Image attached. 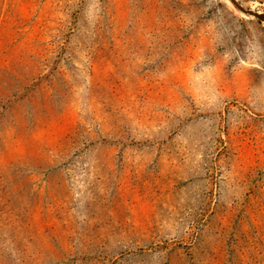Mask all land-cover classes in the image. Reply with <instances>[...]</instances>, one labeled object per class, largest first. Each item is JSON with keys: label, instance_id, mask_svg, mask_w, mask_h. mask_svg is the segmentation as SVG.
<instances>
[{"label": "rangeland", "instance_id": "1", "mask_svg": "<svg viewBox=\"0 0 264 264\" xmlns=\"http://www.w3.org/2000/svg\"><path fill=\"white\" fill-rule=\"evenodd\" d=\"M0 264H264V22L0 0Z\"/></svg>", "mask_w": 264, "mask_h": 264}, {"label": "water", "instance_id": "2", "mask_svg": "<svg viewBox=\"0 0 264 264\" xmlns=\"http://www.w3.org/2000/svg\"><path fill=\"white\" fill-rule=\"evenodd\" d=\"M230 2L235 6V8L242 14L247 15V16H253L256 19L263 21L264 22V14H256L255 12L245 9L241 6H239L235 0H230Z\"/></svg>", "mask_w": 264, "mask_h": 264}, {"label": "bare ground", "instance_id": "3", "mask_svg": "<svg viewBox=\"0 0 264 264\" xmlns=\"http://www.w3.org/2000/svg\"><path fill=\"white\" fill-rule=\"evenodd\" d=\"M236 1V0H235ZM236 3L239 5V6H241V7H243L240 3H238L237 1H236ZM251 10V9H250ZM251 11H253V12H255L256 14H262V12H258V11H255V10H251ZM253 17V16H252Z\"/></svg>", "mask_w": 264, "mask_h": 264}]
</instances>
